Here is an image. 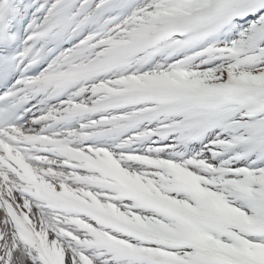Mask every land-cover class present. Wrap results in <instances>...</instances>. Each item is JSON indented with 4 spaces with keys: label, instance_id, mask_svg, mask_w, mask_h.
Masks as SVG:
<instances>
[{
    "label": "snow or ice",
    "instance_id": "obj_1",
    "mask_svg": "<svg viewBox=\"0 0 264 264\" xmlns=\"http://www.w3.org/2000/svg\"><path fill=\"white\" fill-rule=\"evenodd\" d=\"M0 264H264V0H0Z\"/></svg>",
    "mask_w": 264,
    "mask_h": 264
}]
</instances>
